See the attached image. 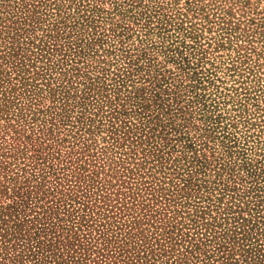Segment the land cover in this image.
<instances>
[{"label":"rangeland","instance_id":"1","mask_svg":"<svg viewBox=\"0 0 264 264\" xmlns=\"http://www.w3.org/2000/svg\"><path fill=\"white\" fill-rule=\"evenodd\" d=\"M79 2L95 7L94 16L108 11L105 29L120 33L116 46L137 60L140 70L126 73L121 92L132 78L146 77L136 94L145 112H157L147 125L153 137L130 147L118 135L85 134L71 124L76 108L66 107L69 123L57 122L46 92L27 100L13 76L0 82V264H208L203 238L189 222L195 203L210 206L220 224L231 203L245 219L246 211L264 216V0L63 5ZM107 54L124 68L121 53ZM154 70L166 82H157L166 92L158 109L146 89L159 78ZM118 120L135 121L131 114ZM198 162L202 176L193 167ZM112 172L125 198L111 209L95 200ZM182 179L189 183L184 190ZM195 183L201 186L191 198Z\"/></svg>","mask_w":264,"mask_h":264},{"label":"trees","instance_id":"2","mask_svg":"<svg viewBox=\"0 0 264 264\" xmlns=\"http://www.w3.org/2000/svg\"><path fill=\"white\" fill-rule=\"evenodd\" d=\"M64 2L66 0H0V82H7L13 76L12 80H17L21 85L23 83V96L27 100H31L38 92H46L52 104L47 110L54 111V117H58L57 122L69 123V109L66 107H71L70 112L76 108L71 124L77 131L89 134L95 129L109 138L118 135L115 138H120L122 143H127L130 147L149 144L154 129H149L147 125L157 119V112H145L147 107L142 104L144 98L136 94L142 92L146 77L132 78L127 85L130 90L126 88L121 92L126 73L130 74L131 69L136 72L140 70V66H136L137 60L122 49L121 42L119 47L116 46L121 34L105 29L106 22L111 24L110 13L98 8L104 16H94L96 9L90 4L82 5L79 2L72 9V4L65 6ZM147 18L150 19L146 16L145 19ZM108 47L112 49L107 50ZM115 50L121 53L119 55L125 61L122 70L117 67L118 59L113 62L106 60L107 53L113 54ZM92 59L97 65L88 62ZM131 62H134L135 68H131ZM146 62L150 65L149 60ZM104 66H110V69ZM154 71L159 78H155L152 83L148 81L150 85L146 89L153 101H158V109L162 102L160 97L166 92L160 88L162 84L157 83L164 81L160 70ZM69 87H72L74 93H70ZM133 87L140 88L133 91ZM69 98H73L72 104L67 103ZM98 111H101L103 121L100 118L94 119ZM124 114H131L135 121L118 120ZM27 120L34 119L31 116ZM172 130L173 128L170 131ZM104 136L100 137L102 141ZM160 144L162 148L166 147L165 144ZM97 152L101 153L102 150ZM199 163L193 167H197L194 170L201 175L202 165ZM158 167L175 171L171 165L160 164ZM189 173L192 171L189 170L187 175ZM246 173L247 176H252L253 171L246 170ZM259 173L264 175V170L260 169ZM109 179L110 182H100L95 202L112 209L122 203L121 199L125 197L119 193L123 182L117 172H112ZM262 180L264 183V177ZM188 184L183 180L180 188L184 190ZM194 186L196 191L194 195L192 193L193 196L190 195L191 198L196 196L201 185L195 183ZM205 189L210 190V187ZM195 204V215L189 216V222L203 238V245L208 250V264H259L264 256V216L246 211L245 219L242 210L232 211L238 203H231L221 209L222 217L218 218L221 219L220 224L211 215L210 206H203L199 202ZM233 213L237 215L232 216ZM255 213L259 214V211ZM257 235L261 237V242L257 241ZM245 241L248 243L245 244ZM262 261L264 264V257Z\"/></svg>","mask_w":264,"mask_h":264}]
</instances>
